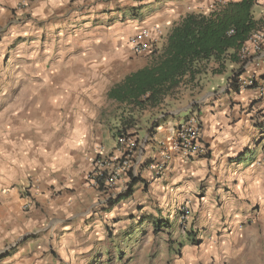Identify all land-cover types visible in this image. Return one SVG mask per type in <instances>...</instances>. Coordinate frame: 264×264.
I'll use <instances>...</instances> for the list:
<instances>
[{"label": "crops", "instance_id": "crops-1", "mask_svg": "<svg viewBox=\"0 0 264 264\" xmlns=\"http://www.w3.org/2000/svg\"><path fill=\"white\" fill-rule=\"evenodd\" d=\"M234 1L0 0V264H264V99L212 87L236 65L151 109L128 198L85 176L127 115L108 91L151 63L130 39L147 32L160 52L187 15ZM253 12L264 20V0ZM253 74L264 78V50ZM191 115L204 158L170 148ZM164 153L160 177L141 168Z\"/></svg>", "mask_w": 264, "mask_h": 264}, {"label": "trees", "instance_id": "trees-1", "mask_svg": "<svg viewBox=\"0 0 264 264\" xmlns=\"http://www.w3.org/2000/svg\"><path fill=\"white\" fill-rule=\"evenodd\" d=\"M256 5L257 0L219 4L208 13L187 15L174 25L162 50L150 55L151 63L108 91L109 100L128 109L115 135L133 128L135 113L164 105L166 97H175L181 89L199 94L207 78L222 76L229 65L238 66L232 74H242L238 53L252 33L264 26V20L254 17ZM232 77L228 78L229 89L238 92ZM136 182H130L124 198L131 195Z\"/></svg>", "mask_w": 264, "mask_h": 264}, {"label": "built area", "instance_id": "built-area-1", "mask_svg": "<svg viewBox=\"0 0 264 264\" xmlns=\"http://www.w3.org/2000/svg\"><path fill=\"white\" fill-rule=\"evenodd\" d=\"M259 1V0H257ZM131 50L138 55H152L155 51L150 46L147 32L135 34L129 41ZM264 50V26L252 33L245 46L239 51L238 56L242 63L244 72L250 65L259 66V57ZM234 73L235 85L239 91L254 90L259 100L264 99V78L257 79L253 75L243 76ZM138 141L127 134L119 133L114 136V146L110 152H106L102 147L98 148L91 161V168L86 174V180L93 188L102 190L105 193L114 194L116 191L125 194L129 189V184L136 179L138 157ZM170 148L186 157L204 158L207 149L201 142V128L196 116L185 118L177 129L172 133ZM168 153L162 154L161 159L143 163L141 168L149 171L154 177H160L165 169L166 162L169 161ZM32 186L27 182L21 186L22 197L27 203L23 206L28 208L30 192ZM184 216L186 209L181 210ZM181 215V216H182Z\"/></svg>", "mask_w": 264, "mask_h": 264}, {"label": "rangeland", "instance_id": "rangeland-1", "mask_svg": "<svg viewBox=\"0 0 264 264\" xmlns=\"http://www.w3.org/2000/svg\"><path fill=\"white\" fill-rule=\"evenodd\" d=\"M263 21V20H262ZM140 56H142L141 57V59H146V58H148L149 56L148 55H140ZM228 78H229V73H227V75L225 76V77H222V80L221 81H219L218 83H216V85L215 84H213V86L212 87H214L215 89H217V87H219L220 85H223V84H225L226 83V81L225 80H228ZM182 92V91H181ZM204 92V91H203ZM200 94V93H199ZM176 96L177 97H179V96H181V93L179 92L178 94H176ZM199 96V95H198ZM168 106V105H167ZM166 106V107H167ZM118 109V108H117ZM116 109V110H117ZM127 109L125 108V109H123L122 111H123V113H125V111H126ZM154 110V109H153ZM150 111V112H149ZM160 114V112L159 111H151V110H146V111H143V112H141V113H135V115H134V125H133V128H131V129H129L125 134H127L128 136H130V137H134L137 141H138V149H139V147H140V138L145 134V133H147V134H149V133H151V131H153L152 129H151V125L153 126V124H155V123H152L151 124V122L152 121H154V119H156V116L157 115H159ZM125 115V114H124ZM123 116V114H120V117H122ZM123 119L124 118H127V115L126 116H123L122 117ZM111 130H113L114 132L112 133V135H113V140H114V136H115V134H116V132H117V128H115V127H112V129ZM135 131L136 132H138L139 134H137V133H135ZM140 137V138H139ZM91 168V167H90ZM88 173V172H87ZM86 176V175H85Z\"/></svg>", "mask_w": 264, "mask_h": 264}]
</instances>
